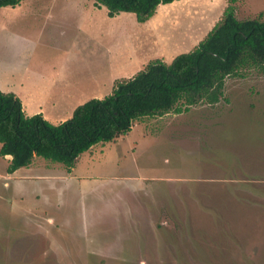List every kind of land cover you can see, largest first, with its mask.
<instances>
[{
    "label": "rangeland",
    "instance_id": "obj_1",
    "mask_svg": "<svg viewBox=\"0 0 264 264\" xmlns=\"http://www.w3.org/2000/svg\"><path fill=\"white\" fill-rule=\"evenodd\" d=\"M226 5L175 0L141 23L93 0L0 7V91L57 124L191 50ZM234 17L262 19L264 0H236ZM239 74L216 103L135 120L69 168L33 156L6 173L0 156V264H264V66Z\"/></svg>",
    "mask_w": 264,
    "mask_h": 264
},
{
    "label": "trees",
    "instance_id": "obj_2",
    "mask_svg": "<svg viewBox=\"0 0 264 264\" xmlns=\"http://www.w3.org/2000/svg\"><path fill=\"white\" fill-rule=\"evenodd\" d=\"M22 0H0V7ZM175 0H93L106 16L130 12L137 22L157 5ZM227 0L222 17L189 51L168 63L149 60L132 76L113 81L109 93L77 104L65 120L53 124L39 113L24 115L19 99L0 91V156H8L6 173L27 166L33 156L72 166L76 157L98 142L125 135L142 117L180 113L198 102L213 104L222 96L226 76L264 66V17L236 19Z\"/></svg>",
    "mask_w": 264,
    "mask_h": 264
},
{
    "label": "crops",
    "instance_id": "obj_3",
    "mask_svg": "<svg viewBox=\"0 0 264 264\" xmlns=\"http://www.w3.org/2000/svg\"><path fill=\"white\" fill-rule=\"evenodd\" d=\"M120 76H121V68L118 70V75H110L109 78H108V81H112L113 77H114V78H118V77H120ZM72 86H73V85L68 84V87H70V90H71V94H72V90H73V89L71 88ZM63 93H64L65 97H67V93H65V92H63ZM93 98H94V97H93ZM55 101H56V100H55L54 98L48 99V102H49L50 104H52V105L55 104ZM61 101H62V99H59V100H58V102H61ZM20 103H21V102H20ZM75 106H76V105H75ZM75 106H74V107H75ZM74 107H73V108H74ZM73 108H72V109H73ZM21 109H22V106H21ZM22 111H23V109H22ZM71 111H72V110H71ZM36 113H37V112H36ZM38 113H40V114L42 115V117H43L44 119H46L45 115H44L42 112L38 111ZM70 114H71V113H70ZM6 157H8V156H6Z\"/></svg>",
    "mask_w": 264,
    "mask_h": 264
}]
</instances>
